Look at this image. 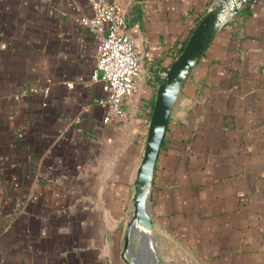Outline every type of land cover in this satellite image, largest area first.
Instances as JSON below:
<instances>
[{"label":"crops","instance_id":"crops-1","mask_svg":"<svg viewBox=\"0 0 264 264\" xmlns=\"http://www.w3.org/2000/svg\"><path fill=\"white\" fill-rule=\"evenodd\" d=\"M112 1L139 51L123 116L90 78V0H0V264H126L156 87L213 0ZM148 199L159 264H264V0L240 7L189 72Z\"/></svg>","mask_w":264,"mask_h":264},{"label":"water","instance_id":"water-1","mask_svg":"<svg viewBox=\"0 0 264 264\" xmlns=\"http://www.w3.org/2000/svg\"><path fill=\"white\" fill-rule=\"evenodd\" d=\"M249 0H213L195 24L181 51L166 68L156 87L151 107L143 151L139 160L131 194V213L123 233L121 257L126 264H139L129 258L131 245L137 236L145 261L159 264L149 239L152 221L149 214L148 192L163 141L171 109L189 72L205 52L221 26Z\"/></svg>","mask_w":264,"mask_h":264},{"label":"built area","instance_id":"built-area-1","mask_svg":"<svg viewBox=\"0 0 264 264\" xmlns=\"http://www.w3.org/2000/svg\"><path fill=\"white\" fill-rule=\"evenodd\" d=\"M93 13L79 18L80 24L98 36L90 78L100 81L107 103L118 116L138 89L139 51L127 29L123 12L112 0H90ZM46 91V89L44 90ZM109 116H105L107 121Z\"/></svg>","mask_w":264,"mask_h":264},{"label":"trees","instance_id":"trees-1","mask_svg":"<svg viewBox=\"0 0 264 264\" xmlns=\"http://www.w3.org/2000/svg\"><path fill=\"white\" fill-rule=\"evenodd\" d=\"M251 0H249L248 2H250ZM200 17H201V15H200ZM199 17V18H200ZM199 20V19H198ZM198 22V21H197ZM196 22V23H197ZM195 26V24L193 25V26H191L190 28H189V30L187 31V33L183 36V38H182V40H181V43H180V45L178 46V49H177V54L181 51V49L183 48V46H184V44H185V42H186V40H187V37H188V35L190 34V32H191V30L193 29V27ZM160 80V79H159Z\"/></svg>","mask_w":264,"mask_h":264}]
</instances>
